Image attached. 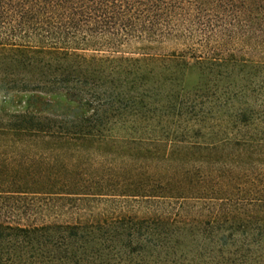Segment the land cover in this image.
<instances>
[{
	"label": "trees",
	"instance_id": "obj_1",
	"mask_svg": "<svg viewBox=\"0 0 264 264\" xmlns=\"http://www.w3.org/2000/svg\"><path fill=\"white\" fill-rule=\"evenodd\" d=\"M0 264H264V0H0Z\"/></svg>",
	"mask_w": 264,
	"mask_h": 264
},
{
	"label": "rangeland",
	"instance_id": "obj_2",
	"mask_svg": "<svg viewBox=\"0 0 264 264\" xmlns=\"http://www.w3.org/2000/svg\"><path fill=\"white\" fill-rule=\"evenodd\" d=\"M170 48H173V46H166L163 50H168ZM102 151L103 149L89 161L87 170L83 172V174H86V177L94 174L93 169L100 168L97 171L98 179H101L104 175L107 178L109 176L106 174V171H102L103 166H116L122 162L117 150L112 153H104ZM82 160L85 162V159ZM76 165V168L82 166V161H77ZM84 192H88V190ZM93 197L94 196H89L88 194H73L62 197L42 196L41 202L43 203L44 218L50 221L52 220L53 222L88 221L93 219L96 220L103 216L113 217L127 211L139 214V210L141 209H139L140 204L131 199L124 200L120 198H109L108 196Z\"/></svg>",
	"mask_w": 264,
	"mask_h": 264
}]
</instances>
